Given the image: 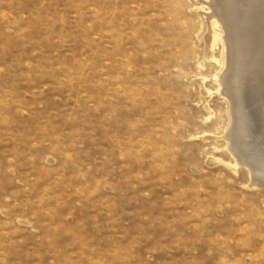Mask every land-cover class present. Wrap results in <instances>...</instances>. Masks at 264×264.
Instances as JSON below:
<instances>
[{
    "label": "rangeland",
    "instance_id": "rangeland-1",
    "mask_svg": "<svg viewBox=\"0 0 264 264\" xmlns=\"http://www.w3.org/2000/svg\"><path fill=\"white\" fill-rule=\"evenodd\" d=\"M215 18L264 163V0H0V264H264Z\"/></svg>",
    "mask_w": 264,
    "mask_h": 264
},
{
    "label": "bare ground",
    "instance_id": "bare-ground-1",
    "mask_svg": "<svg viewBox=\"0 0 264 264\" xmlns=\"http://www.w3.org/2000/svg\"><path fill=\"white\" fill-rule=\"evenodd\" d=\"M225 6L226 5H224V7L222 8V11L225 10L226 16L232 15L231 11L228 12V10L226 9ZM218 13H221L220 9L217 10L215 17H220V14H218ZM217 26H219V23H218L217 18H215L212 20V26H211L212 29L210 30L208 41L210 42L209 44H211L213 47H215V45L218 41L221 42L222 47H223L222 52H221V54H222V57H221V65L222 66H221V68H222V71L226 70L228 72V74L230 72V76L227 79L228 80L227 90L229 92L231 91V93H232L231 100H230V102H231L230 106H231V110H232L231 114H233L232 116L234 117L233 118L234 121H233L232 132H230L231 134L229 136V140H231V143L233 144L232 147L234 146L233 150H234L237 158L240 159L247 166H249L250 171L254 174V183L253 184L254 185H262V184L264 185V163H262V159L257 158L258 156H256V155H253V156H246L245 155L246 149L244 147L246 146V143L244 141H246V138H245L243 131L246 130L245 129L246 127L242 126V122H241L242 115L243 116L246 115V119L250 120L251 116H253V111H256L257 108L254 105V103H252V102H248V103L245 102L244 103V100H239V93H236L237 92V86H238L237 85L238 80L236 79L237 78V74H236L237 70L235 67L236 63L234 61L235 54H232L231 47H230L231 42L229 44L226 32L223 30H221V32H219ZM211 51H210V53L212 54ZM211 54H210V56H212ZM243 105L246 106L245 107L246 109L244 112L245 114H242L241 110H240L241 107H244ZM249 139H250V137H249ZM252 139L253 138L251 137V141H252ZM248 141L250 142V140H248ZM238 162L239 161H236L234 166H232V168L234 170L236 169L237 165L239 164Z\"/></svg>",
    "mask_w": 264,
    "mask_h": 264
}]
</instances>
